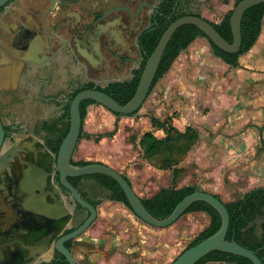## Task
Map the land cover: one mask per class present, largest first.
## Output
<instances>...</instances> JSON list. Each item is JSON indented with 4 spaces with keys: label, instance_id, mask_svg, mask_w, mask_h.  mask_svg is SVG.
Wrapping results in <instances>:
<instances>
[{
    "label": "rangeland",
    "instance_id": "rangeland-1",
    "mask_svg": "<svg viewBox=\"0 0 264 264\" xmlns=\"http://www.w3.org/2000/svg\"><path fill=\"white\" fill-rule=\"evenodd\" d=\"M184 1L192 14L218 24L237 0ZM150 116L161 122L170 120L180 132L191 127L199 133L196 149L179 164L174 182L172 171L154 176L142 172L144 162L138 143L145 132L152 131ZM251 128L248 147L254 169L241 193L264 185V153L259 143L260 132L264 144V18L259 38L238 58L237 68L225 65L214 56L208 40L197 37L179 54L136 114L116 117L97 104L88 106L82 129L103 137L98 142L80 140L72 161L110 167L129 180L139 198H150L160 189L173 186L205 190L206 184V189L213 191L211 186L217 184V196L227 203L240 197L231 190L241 180H230L234 176H230L229 159L217 157L213 167L215 152L222 150L221 154L229 155L227 152L235 147L230 142ZM191 159L199 160L203 167L210 161L213 177L206 179V171H199ZM208 225L209 217L195 212L168 228L156 229L142 223L122 204L105 202L99 207L93 229L75 242L80 248L77 257L80 264H171Z\"/></svg>",
    "mask_w": 264,
    "mask_h": 264
},
{
    "label": "flooded vegetation",
    "instance_id": "flooded-vegetation-1",
    "mask_svg": "<svg viewBox=\"0 0 264 264\" xmlns=\"http://www.w3.org/2000/svg\"><path fill=\"white\" fill-rule=\"evenodd\" d=\"M14 8L26 12L13 13L19 20L17 30L23 38H36L42 49L40 74L27 79L26 90L13 96L0 93V121L9 146L6 150L11 152L10 165L15 167L18 154L25 158L19 151L14 154L11 146L27 136L37 138L56 155L54 148L68 130L69 106L77 93L103 92L113 84L133 80L144 62L142 37L158 28L162 13L160 0H10L0 9V16ZM5 170H0V188L10 186ZM51 183L54 188L47 189L50 202L60 209L58 200H62L69 216L46 220L27 215L16 207L18 200L0 191V264H69L56 245L80 228L90 211L61 187L57 172ZM67 183L95 210V220L81 235L62 242L75 264H80L75 242L93 229L100 205L118 203L132 211L112 200L94 178H67ZM45 191L46 187L38 193L44 196ZM43 237L51 239L48 253L45 247L35 248V240Z\"/></svg>",
    "mask_w": 264,
    "mask_h": 264
},
{
    "label": "water",
    "instance_id": "water-1",
    "mask_svg": "<svg viewBox=\"0 0 264 264\" xmlns=\"http://www.w3.org/2000/svg\"><path fill=\"white\" fill-rule=\"evenodd\" d=\"M10 0H0V9H3ZM260 4H264V0H240L232 9L229 17V27L232 35V42L225 41L219 33L214 29L210 22L195 16L189 15L180 17L172 22L162 33L155 49L147 58L141 71L135 92L128 103L121 106L116 103L110 96L101 91L84 90L77 93L69 106V128L63 138L56 155L47 151L43 143L35 137L27 136L17 144L11 146L14 154L19 151L24 155L25 159L18 154L17 166L10 165L11 152L6 150L9 146L4 139V129L0 121V170L6 168L5 179L10 186L1 187L2 195H10L18 200L16 207L23 213L32 216H42L46 220L57 219L59 215L69 216L63 206V201L58 200L60 209H57L55 203L50 202V194L47 190L49 187L54 188L51 181L52 176L57 172L59 183L62 188L70 191L75 201L82 207L90 211V217L75 232L63 237L56 245V250L62 254L69 264H75L68 251L63 247L62 242L81 235L95 220V210L83 202L73 187L67 183V178H78L92 175H104L113 179L120 187L128 202L129 208L135 217L142 223L156 228L164 229L175 224L181 217L185 215L187 209L196 202H203L212 207L220 217V228L212 236L200 241L197 245L183 251L171 264H197L208 254L219 251L232 254L249 260L252 264H263L255 253L245 249L235 241H227L226 235L229 227V216L224 203L215 195L198 188L195 192L185 196L173 209L171 214L158 220L151 216L141 203V199L136 195L133 188L124 179L110 167L101 163H91L86 166H75L72 164V158L79 144V137L82 130V122L80 116V104L84 101H91L113 115L118 117L132 116L137 113L146 101L152 83L156 77L161 59L163 57L166 46L170 42L174 33L182 26L190 25L197 28L204 37L218 50L234 55L238 54L241 48L240 23L244 13ZM28 44L21 47L22 51H27ZM32 55H38L37 51H31ZM259 143L264 153V144L259 132ZM43 164L44 167H41ZM46 187L45 194L43 189ZM12 188L11 193L9 189ZM8 192V193H7ZM59 195V192H55ZM35 248L45 247L48 253L51 245V239L43 237L35 240Z\"/></svg>",
    "mask_w": 264,
    "mask_h": 264
},
{
    "label": "trees",
    "instance_id": "trees-1",
    "mask_svg": "<svg viewBox=\"0 0 264 264\" xmlns=\"http://www.w3.org/2000/svg\"><path fill=\"white\" fill-rule=\"evenodd\" d=\"M160 1V12L162 13V18L159 21V26L152 33H148L142 37L144 62L140 71L135 74L131 82L113 84L110 86L109 90L103 91V93L110 96L121 106L128 103L132 98L145 61L155 49L165 29L180 17L189 15L200 17L198 14H192L189 12L186 8V4L188 3L187 1L183 2L184 4L181 3V0ZM239 1L240 0H237L236 4ZM231 12L232 11L223 16L218 24L211 23L219 35L228 43L232 42V35L229 27V17ZM263 18L264 4L257 5L247 10L240 23L241 48L239 53L234 55L226 54L218 50L208 41L214 56L230 68H237L238 58L241 55L248 53L259 38ZM197 37L205 38L197 28L190 25L182 26L174 33L170 42L166 46L149 94L157 82L161 80L169 71L179 54L186 50ZM93 104L95 103L91 101H84L80 104L82 126L86 117V110L88 106ZM149 120L152 131L145 132L138 143L142 158L151 162L158 169L172 171L174 182L178 177L179 164L198 141V133L190 127L186 128L184 132H180L168 119L161 122L155 116H150ZM67 131L68 130H66L63 135H66ZM155 131H161L163 133V138L157 139L153 134ZM112 134L113 133H110L108 135L111 136ZM102 137L103 135L93 136L86 134L82 129L79 142L82 139L87 141L93 139L95 142H98ZM60 143L61 140L58 141L57 146L54 148L55 153H57V149L59 147L58 145H60ZM88 164L91 163H73L75 166H86ZM89 177L94 178L104 189L109 191L110 198L112 200L122 202L129 208L124 193L113 179L104 175H92ZM123 177L129 185H131L129 180L125 176ZM197 189L198 188L196 186L182 188H176L173 186L171 188H162L150 198H141V203L151 216L158 220H162L171 214L176 205L185 196L195 192ZM215 197L219 199L218 196L215 195ZM224 206L227 209L229 216V227L226 240H233L245 249L255 253V255L264 264V187L253 189L239 200L224 203ZM195 212L207 215L209 217V225L203 232L200 233L196 240L188 246L187 249L215 234L221 224L220 217L217 212L206 203L196 202L192 204L185 212V215ZM206 263L252 264L249 260L242 257L219 251H214L208 254L197 264Z\"/></svg>",
    "mask_w": 264,
    "mask_h": 264
},
{
    "label": "crops",
    "instance_id": "crops-1",
    "mask_svg": "<svg viewBox=\"0 0 264 264\" xmlns=\"http://www.w3.org/2000/svg\"><path fill=\"white\" fill-rule=\"evenodd\" d=\"M20 12L26 15V12L24 10L14 8L12 10H8L5 14L0 16L1 17L0 19V93L2 92L7 93L8 96L17 95L18 93L24 92L26 90L27 79L32 75L35 76L36 74H40L38 71L40 67H42V64L39 62V58H38L40 55L39 52H41L42 49L40 48V45H38L36 38H32V39L23 38L21 31L17 30L19 27L18 26L19 20L16 17H14L13 13L17 14ZM25 44H28L29 48L27 51H22L21 47H23ZM31 51H37L39 54L34 56L32 55ZM37 88L34 89L35 92H37L38 90ZM193 129L198 133V131L195 128ZM252 130H253L252 128L247 130L244 134L237 137L233 143L230 142V144L233 145L235 144V147L233 146V148L227 152V154L229 155L225 156L226 153L221 154L220 152L222 150L221 151L218 150L219 153H217V150L215 152L216 158L215 161L213 162V167L217 162L218 159L217 157H222V159L224 160L229 159L231 160V162L229 163L228 161L227 165L229 163L230 169H232L230 176L235 177V178L233 177V179L230 180L232 181L236 180L237 182L238 180H241V183L235 184V187L233 188V190H231L232 194H236L240 196L238 199H241L245 194L251 191L248 190L245 192L243 191V193H241L242 192L241 190L247 187V182H250L251 180L250 172L251 170L254 169L253 164L249 159L250 156L249 154L251 153L250 151L251 149L250 147H248L250 144L249 141H251L252 138V132H251ZM161 133H162L161 131H155L153 134L157 139H161L163 138V135L161 136L159 135ZM89 135H93V134H89ZM199 137L200 136L198 135V141H199ZM198 141L186 156H188L189 154L191 155V153L194 152L198 144ZM139 151L141 152L140 148ZM143 162L144 165L142 167V172L147 176L148 175L154 176V174H157L159 172L160 173L165 172L164 170L158 169L151 162H148L145 159H143ZM191 162L198 166L199 171H206L204 172L206 179H210L213 177L211 174L212 172L210 171L211 167H208L209 164H212L209 163L210 161L207 164H205L206 167H203L199 160L193 161L191 159ZM207 167L208 170L205 169ZM216 173L217 172L215 170V174ZM205 186H207L208 188V185L204 184V189H205L204 191H207L208 193L217 196L216 193L218 188L217 184L211 186L213 191L206 189ZM183 187H191V185L189 186L185 185ZM262 187H264V185ZM232 201H235V199L229 200L227 203Z\"/></svg>",
    "mask_w": 264,
    "mask_h": 264
}]
</instances>
